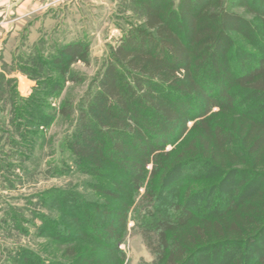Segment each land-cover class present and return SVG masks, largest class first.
I'll list each match as a JSON object with an SVG mask.
<instances>
[{"label": "trees", "instance_id": "1", "mask_svg": "<svg viewBox=\"0 0 264 264\" xmlns=\"http://www.w3.org/2000/svg\"><path fill=\"white\" fill-rule=\"evenodd\" d=\"M140 5L142 22L131 23L109 47L80 100L68 140L74 165L137 191L147 178L162 181L199 163L225 168L228 162H244L243 170L262 187L241 205L231 200L219 213L199 216L182 204L140 222L155 264H245L240 248L264 225V117L249 108L264 103V56L251 58L242 51L243 62L233 63L230 32L255 26L222 0H179L176 7L169 0H143ZM87 58V45L78 41L65 46L54 62L65 72ZM60 112L69 114L64 108ZM152 190L145 198L155 203L160 191ZM77 216L72 218L80 222ZM82 217V234L123 259L116 226L99 227L95 219ZM46 230L48 236L71 237L56 226ZM79 250L68 247L64 256L70 261L64 264H113L91 243ZM257 264H264V252Z\"/></svg>", "mask_w": 264, "mask_h": 264}, {"label": "rangeland", "instance_id": "2", "mask_svg": "<svg viewBox=\"0 0 264 264\" xmlns=\"http://www.w3.org/2000/svg\"><path fill=\"white\" fill-rule=\"evenodd\" d=\"M142 1L0 0V264H64L70 261L64 256L68 247L80 252L89 243L113 264H155L140 221L156 210L173 211L182 204L199 216H213L231 200L241 205L262 187L243 170L244 162H228L225 168L199 163L162 181L147 178L137 191L74 165L68 140L80 100L109 47L131 23L142 22ZM169 1L175 7L179 2ZM222 1L255 26L230 32L231 61L243 62L242 51L251 58L264 56V0ZM78 41L88 47L87 61H74L63 72L55 57ZM61 108L69 114L62 115ZM249 108L252 115L264 117V103ZM148 188L160 191L155 203L145 198ZM82 215L95 219L99 227L116 226L123 237V259L109 245L82 234ZM75 216L81 221H74ZM52 226L60 233L68 230L71 237L48 236L46 227ZM259 233L240 248L247 256L245 264H257L264 252V225ZM150 236L155 241V233ZM24 254L29 257L23 263ZM209 258L207 254L203 261Z\"/></svg>", "mask_w": 264, "mask_h": 264}]
</instances>
